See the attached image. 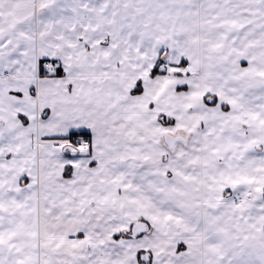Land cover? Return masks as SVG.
<instances>
[{
  "label": "snow or ice",
  "instance_id": "1",
  "mask_svg": "<svg viewBox=\"0 0 264 264\" xmlns=\"http://www.w3.org/2000/svg\"><path fill=\"white\" fill-rule=\"evenodd\" d=\"M0 264H264V0H0Z\"/></svg>",
  "mask_w": 264,
  "mask_h": 264
}]
</instances>
